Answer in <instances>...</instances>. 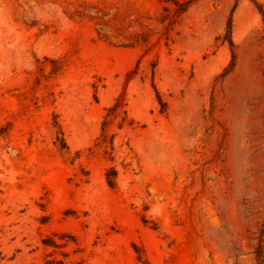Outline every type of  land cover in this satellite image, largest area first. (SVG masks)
I'll return each mask as SVG.
<instances>
[{
  "label": "rangeland",
  "instance_id": "374dc122",
  "mask_svg": "<svg viewBox=\"0 0 264 264\" xmlns=\"http://www.w3.org/2000/svg\"><path fill=\"white\" fill-rule=\"evenodd\" d=\"M263 225L252 0H0V264H258Z\"/></svg>",
  "mask_w": 264,
  "mask_h": 264
},
{
  "label": "trees",
  "instance_id": "16d2710c",
  "mask_svg": "<svg viewBox=\"0 0 264 264\" xmlns=\"http://www.w3.org/2000/svg\"><path fill=\"white\" fill-rule=\"evenodd\" d=\"M260 13L263 16L264 19V6L262 3H260L258 0H252ZM224 39L227 40L233 50V63L235 60V42L233 39V14L229 17L228 24L226 27V33L224 35ZM158 95L160 97V94L158 92ZM118 121V126L119 128H122L124 126H132L135 124V119L134 117L130 116L129 111L127 108H125L124 104V98L123 95L121 94L118 96L115 100V102L109 106L106 107V113L104 115V119L102 121V135L106 137L107 139V128L112 123V121ZM58 123V122H57ZM58 132L63 133L62 130H59ZM60 139V144L62 147H68L67 141L65 137H61ZM107 141V140H105ZM111 147L114 148V138L111 139ZM113 157V156H111ZM127 166V164H124ZM119 175V170L115 165H111L107 168L106 170V178L107 182L110 186L115 187L117 185V178ZM142 257V256H140ZM256 258L258 261V264H264V225L262 226L259 234V243L256 248ZM141 260V258H139Z\"/></svg>",
  "mask_w": 264,
  "mask_h": 264
}]
</instances>
